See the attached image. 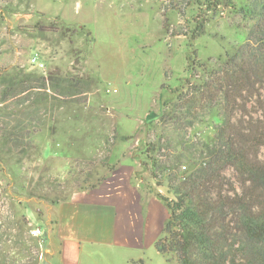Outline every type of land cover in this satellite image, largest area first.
<instances>
[{"label":"rangeland","instance_id":"rangeland-1","mask_svg":"<svg viewBox=\"0 0 264 264\" xmlns=\"http://www.w3.org/2000/svg\"><path fill=\"white\" fill-rule=\"evenodd\" d=\"M249 1L221 0L211 13L195 0H0V75L21 69L65 78L83 92L25 122L27 152L0 157V264H41L50 233L38 218L46 207L102 185L113 172L133 173L145 196L173 199L153 159L167 158L181 140L214 137L210 122L175 124V88L193 75L188 56L216 63L246 42L241 9ZM35 56L45 70L32 65ZM32 227L42 230L39 238ZM160 237L149 234L132 258L170 264L153 243ZM94 264L129 263L107 248Z\"/></svg>","mask_w":264,"mask_h":264},{"label":"trees","instance_id":"trees-1","mask_svg":"<svg viewBox=\"0 0 264 264\" xmlns=\"http://www.w3.org/2000/svg\"><path fill=\"white\" fill-rule=\"evenodd\" d=\"M195 1L211 13L222 5ZM241 14L246 42L216 63L188 56L193 75L175 88V124L210 122L212 142L181 140L172 158L153 159L174 196L168 200L153 191L168 211L155 248L170 264H264V0H250ZM5 72L0 157L27 152L25 122L55 101L83 93L65 78Z\"/></svg>","mask_w":264,"mask_h":264},{"label":"crops","instance_id":"crops-1","mask_svg":"<svg viewBox=\"0 0 264 264\" xmlns=\"http://www.w3.org/2000/svg\"><path fill=\"white\" fill-rule=\"evenodd\" d=\"M112 174L100 186L48 205L37 217L50 233L41 264H94L97 254L107 248L117 250L126 263L145 264L131 253L145 247L149 234L161 236L164 205L155 197L145 196L146 190L133 181V173ZM116 176L118 180L112 182ZM71 218L76 228L74 223L68 228Z\"/></svg>","mask_w":264,"mask_h":264},{"label":"built area","instance_id":"built-area-1","mask_svg":"<svg viewBox=\"0 0 264 264\" xmlns=\"http://www.w3.org/2000/svg\"><path fill=\"white\" fill-rule=\"evenodd\" d=\"M31 63L34 67L39 68L40 70H45V65L39 62L37 56L31 59ZM31 234L35 238H39L42 235V230L38 227H32Z\"/></svg>","mask_w":264,"mask_h":264}]
</instances>
